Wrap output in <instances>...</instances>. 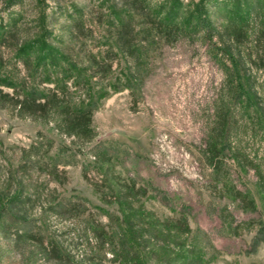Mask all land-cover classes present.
Listing matches in <instances>:
<instances>
[{
  "label": "rangeland",
  "instance_id": "374dc122",
  "mask_svg": "<svg viewBox=\"0 0 264 264\" xmlns=\"http://www.w3.org/2000/svg\"><path fill=\"white\" fill-rule=\"evenodd\" d=\"M199 1L181 0L191 9ZM220 1L237 8V0ZM148 2L157 9L171 0ZM124 3L0 0L4 93L15 95L14 86L37 94L68 88L70 102H87V91L75 87L77 77L69 80V68L89 74L91 57L114 59L107 54L116 49L114 19L131 16ZM50 50L63 57L40 67L38 60ZM146 50V65L136 74L141 90H113L121 74L117 62L109 79H91V99L105 87L109 94L94 113L96 137L90 143L59 133L39 109L21 116L12 102L0 106V203L19 197L13 214L32 225L33 235L19 237L22 228L13 223L5 228L0 220V264H82L85 226L91 221L108 226L106 213L128 214L129 205L133 236L141 243L153 240L151 248L160 249L147 264H182L176 256L199 238L208 264H264V194L257 178L258 171L264 174V132L255 134L249 114L231 107L232 91L201 36ZM254 75L258 103L264 104V84ZM227 107L231 147L242 154L239 162L230 152L219 155L213 169L208 155L221 141ZM99 146L111 148L105 161L98 157ZM132 183V192L120 191ZM234 186L241 196L231 192ZM248 192L256 210L240 202ZM65 202L76 207L56 217L52 208Z\"/></svg>",
  "mask_w": 264,
  "mask_h": 264
},
{
  "label": "trees",
  "instance_id": "16d2710c",
  "mask_svg": "<svg viewBox=\"0 0 264 264\" xmlns=\"http://www.w3.org/2000/svg\"><path fill=\"white\" fill-rule=\"evenodd\" d=\"M125 12L131 16L122 20H115L113 23L116 49L111 48L108 56H115L111 61L104 58L98 60L91 57L89 60V74L82 71L76 73L77 66L69 68L72 73L71 78L78 79L77 90L87 91V102L79 104L70 102V89L56 88L49 93L37 94L33 91L21 92L17 90L13 82L15 95L10 96L4 93L0 86V106L3 108L5 102H12V108L16 113L23 116L24 113L34 114L38 109L46 116L52 118L51 123L59 133L73 140L92 142L96 135L93 128V116L98 109V103L108 97L109 89L102 88L91 99L93 88L90 85L91 79H109L113 74V67L117 62L121 74L116 77L119 85H113V90L120 92L127 89L132 92L141 90L136 74L139 69L146 65V58L149 56V48L161 47L163 43L172 45L181 38H192L201 36L208 45L214 60L224 74V83L232 91L231 107L233 109H244L249 114L248 125H252L253 132H264V104L260 99L259 87L257 85V75L260 74L261 84H264V0H237L236 10H231V1L222 2L220 0H200L191 9L185 6L181 0H171L170 5H164L154 9L148 0H123ZM116 9L112 10V16L116 15ZM221 21V24H218ZM137 29H140L137 31ZM34 42V41H33ZM32 42V43H33ZM32 45V44H30ZM246 45V46H245ZM246 47V51H243ZM25 49V47H24ZM63 57L61 51L50 50L38 60V65L55 64L57 58ZM117 60V61H116ZM124 62V65L122 63ZM51 64V66H52ZM134 64L133 68L131 67ZM70 66V65H69ZM251 67L255 68L253 72ZM69 75V74H68ZM68 82V81H67ZM264 88V85H261ZM262 103V104H261ZM37 109V110H36ZM30 110V111H29ZM226 115L221 125V141L212 144L208 160L213 169L214 162L219 155L230 152L234 161L239 162L241 151L234 149L231 144V108H226ZM29 113V114H30ZM33 116V115H31ZM257 127V129H255ZM259 129V130H258ZM98 157L105 161L110 156L111 148L98 147ZM59 156L52 160V170L59 168ZM218 175V173H216ZM217 178V177H216ZM258 184L264 194V174H257ZM113 190L116 185L112 184ZM132 183L127 187L123 185L120 189L123 193L132 192ZM129 189H123V188ZM231 192L241 196L237 187H233ZM19 197L9 199L5 205L0 203V220L5 228L8 224H15L22 228L19 237L32 235V225L24 218L13 214L15 205L19 202ZM240 199L236 197L238 202ZM250 206L251 210H256V201L251 193H246L240 200ZM11 205V206H10ZM76 204L59 203L54 206V214L58 218H65L68 209H74ZM250 210V209H249ZM132 206L128 207V214L120 216L118 213H106L109 220L108 226L91 221L83 229L86 241L84 244L85 254L82 264H147L158 258L161 253L158 247H153L152 241H138L132 234L129 227V214ZM171 226V225H168ZM174 231V227H172ZM264 232V222L261 223ZM199 240L192 242L187 251H182L184 256H176V260L182 264H208L205 261L203 244ZM175 260V259H174Z\"/></svg>",
  "mask_w": 264,
  "mask_h": 264
}]
</instances>
